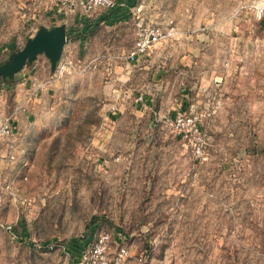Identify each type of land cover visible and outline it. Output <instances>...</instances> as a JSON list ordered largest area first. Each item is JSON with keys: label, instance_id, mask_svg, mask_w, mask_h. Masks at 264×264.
<instances>
[{"label": "rangeland", "instance_id": "374dc122", "mask_svg": "<svg viewBox=\"0 0 264 264\" xmlns=\"http://www.w3.org/2000/svg\"><path fill=\"white\" fill-rule=\"evenodd\" d=\"M263 5L132 0L113 28L97 7L72 53L77 66L99 55L96 69L57 77L41 53L1 78L0 118L23 103L18 82L38 99L17 109L15 158L0 144V264H81L104 233L133 264H264ZM60 6L0 0V62L41 24L65 22ZM75 15L63 54L83 26ZM140 20L175 32L128 71L106 58L133 46ZM178 113L204 136L206 158L171 123Z\"/></svg>", "mask_w": 264, "mask_h": 264}, {"label": "built area", "instance_id": "2783aa9c", "mask_svg": "<svg viewBox=\"0 0 264 264\" xmlns=\"http://www.w3.org/2000/svg\"><path fill=\"white\" fill-rule=\"evenodd\" d=\"M59 2L61 3L59 11L65 17V23L73 14H86L97 7L110 9L117 6V0H59ZM137 10L141 11L142 7L138 6ZM262 12H264V5L262 6ZM137 24L135 42L126 54V59L130 62L136 59L140 60L157 44L175 32L174 29H165L159 24H144L141 20ZM81 67L83 70L96 69L98 63L90 60L85 64L77 66L72 52L62 53L54 75L62 77L64 74ZM135 100L143 108H148L151 106L153 98L139 93ZM20 107L21 104H17L11 113L3 115L0 118V142L6 144L5 154L9 158H15L19 147L15 119L17 109ZM117 109L118 106L116 104L111 105L112 111H116ZM171 123L178 128L184 138H189L194 141L193 147L195 154L198 157L206 158L204 150L205 139L201 132L197 128L192 131L194 125L189 127L190 123L186 121V117L181 113H178L172 119ZM111 238L112 236L109 233L101 234L96 242L82 254L81 264H133L130 261L131 253L129 248L126 246H117L114 248ZM137 260V264H145L143 257H139Z\"/></svg>", "mask_w": 264, "mask_h": 264}, {"label": "water", "instance_id": "95a60500", "mask_svg": "<svg viewBox=\"0 0 264 264\" xmlns=\"http://www.w3.org/2000/svg\"><path fill=\"white\" fill-rule=\"evenodd\" d=\"M67 39L65 22L52 27L41 24L36 32L27 38L22 48L11 52L4 61L0 62V79L13 81L16 73L21 71L26 64L36 60L41 53L49 58L51 70L55 71Z\"/></svg>", "mask_w": 264, "mask_h": 264}, {"label": "crops", "instance_id": "0c3cea01", "mask_svg": "<svg viewBox=\"0 0 264 264\" xmlns=\"http://www.w3.org/2000/svg\"><path fill=\"white\" fill-rule=\"evenodd\" d=\"M120 1H121L122 4L117 5L115 8L108 9L110 12H109V14H107L108 17H107V20L106 21L107 22H111V21L113 22V24H111V27L112 28L115 27L116 24H117L116 27H118V23H121L123 21H126L127 16L130 14V12L132 10V9L130 10V8H132L131 7V1L132 0H120ZM133 12H135L134 9H133ZM86 16H88V14H80L79 13V14L75 15L76 18L74 17L76 20L82 21L83 22V26L80 27L79 30L76 29V31H77L76 34H78V35L76 37V41L74 43H71V46H72V49H73L71 51L72 53L75 50V47L76 46H79L81 49H84L86 47L87 43H88V39L90 38L89 37V33H90V30L93 27H89V24H87V23L84 24L88 20V18H86ZM66 24H67V31L68 32H71V31L73 32L74 28L71 27V26L69 27L68 23H66ZM88 27H89V29H87ZM73 33H75V30H74ZM121 35H122L121 33H116V36H121ZM129 49L125 47L124 49H122V52H123L122 55H119V54L118 55H116V54L111 55L110 54V55H108V57L106 59L107 60H114V61H121L119 59V57L125 58L123 60H124V62L126 61L125 62L126 63V67H127L128 71H130V70H132V68L140 60L136 59L133 62L127 61L126 54H127V51ZM87 60H89V59H87ZM90 60H93V61H96L97 63H99V61L101 60V57H99V55H95V56L90 57ZM33 87L34 86H32L30 82H27V83H25V81L18 82L17 99L19 100L20 98H24V101H22L23 103L18 102L16 104H24V102L26 101L25 98H29L30 100L33 99L34 101L37 100L38 99L37 96H31L30 94H27V93H30V91L33 89ZM137 106L138 107H142V105L140 103H137ZM21 110H17V112L19 113ZM15 126H16V119H15ZM0 144H5V143L4 142H0Z\"/></svg>", "mask_w": 264, "mask_h": 264}]
</instances>
